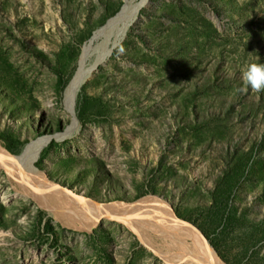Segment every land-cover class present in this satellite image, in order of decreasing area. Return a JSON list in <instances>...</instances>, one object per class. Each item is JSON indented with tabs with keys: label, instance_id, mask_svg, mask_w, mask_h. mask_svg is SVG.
<instances>
[{
	"label": "rangeland",
	"instance_id": "rangeland-1",
	"mask_svg": "<svg viewBox=\"0 0 264 264\" xmlns=\"http://www.w3.org/2000/svg\"><path fill=\"white\" fill-rule=\"evenodd\" d=\"M125 3L0 0L3 146L74 126L39 156L51 181L97 202L158 196L226 264H264V91L243 80L264 64V0H148L68 104L84 43ZM66 219L0 168V264H195L116 217Z\"/></svg>",
	"mask_w": 264,
	"mask_h": 264
},
{
	"label": "bare ground",
	"instance_id": "bare-ground-1",
	"mask_svg": "<svg viewBox=\"0 0 264 264\" xmlns=\"http://www.w3.org/2000/svg\"><path fill=\"white\" fill-rule=\"evenodd\" d=\"M147 1L142 0L133 6L132 0H126L122 9L84 43L79 66L66 88L68 104L74 103L83 83L111 55L115 45L125 36ZM92 57L95 60L90 64ZM73 128L74 126L66 133L34 139L19 153L10 152L0 140V168L6 169L10 179L21 180L30 186L44 205L56 212L67 213L68 222L90 227L102 217H116L137 230L144 240L150 239V235L154 233L169 238L172 250L164 253L168 260H176L182 256L195 264H226L201 231L192 223L178 218L169 204L158 196L142 197L136 202H97L51 181L37 166L39 156L54 136L63 139ZM150 241L153 243L152 239Z\"/></svg>",
	"mask_w": 264,
	"mask_h": 264
},
{
	"label": "clouds",
	"instance_id": "clouds-1",
	"mask_svg": "<svg viewBox=\"0 0 264 264\" xmlns=\"http://www.w3.org/2000/svg\"><path fill=\"white\" fill-rule=\"evenodd\" d=\"M243 80L254 92L264 91V64H250L243 73Z\"/></svg>",
	"mask_w": 264,
	"mask_h": 264
},
{
	"label": "water",
	"instance_id": "water-1",
	"mask_svg": "<svg viewBox=\"0 0 264 264\" xmlns=\"http://www.w3.org/2000/svg\"><path fill=\"white\" fill-rule=\"evenodd\" d=\"M203 234V236L205 237V239H207V237L205 236V234L203 232H201Z\"/></svg>",
	"mask_w": 264,
	"mask_h": 264
}]
</instances>
